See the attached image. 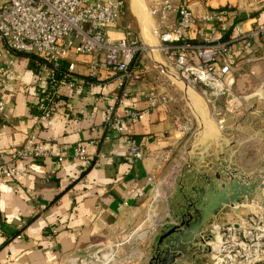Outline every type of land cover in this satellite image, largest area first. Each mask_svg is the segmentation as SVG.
<instances>
[{
    "label": "crops",
    "instance_id": "obj_1",
    "mask_svg": "<svg viewBox=\"0 0 264 264\" xmlns=\"http://www.w3.org/2000/svg\"><path fill=\"white\" fill-rule=\"evenodd\" d=\"M173 3L186 4L194 17L210 12L224 14L225 20L217 26L215 34L220 42L235 37L236 29L246 31L264 23V7L259 2L173 0ZM131 8L140 15L138 37L146 49L130 66L133 78L123 88L128 97L117 107L116 114L123 117L128 111L145 110L148 94L154 90L157 96L165 94L170 99L164 106L157 97V108L142 122L125 123L126 134L143 144L146 154L143 161L132 165L124 160L128 154L124 137L111 134L110 141L104 140L108 108L121 92L117 90L118 76L97 70L100 58L71 54L62 63L68 71L67 79L52 103L50 120L36 129L40 115L37 91L46 83L48 70L30 68L27 59L19 63L13 57L7 58L0 49V103L7 114V118L0 114V165L10 163L8 155L21 148L28 134L35 131L55 156L64 147L79 146L86 148L96 162L97 156H114L113 163L101 161L98 166H85L72 159L58 163L55 157L32 163L26 179L10 182L0 177V264L81 262L108 245L123 244L138 228L149 230L151 224L146 218L150 213L158 214L161 220L169 214L170 222L163 220L162 227L147 238L125 244L115 254L114 264H148L159 238L179 225L185 212L195 204L193 191L202 188L205 180L224 170L244 176L258 172L264 177L261 138L264 104L260 103L264 100L263 39L252 40L249 49H245L246 42L242 40L230 45L231 72L225 78L227 92L214 104L219 114L216 116L213 104L207 103L200 89L184 91L179 77L167 67L155 38L154 21L148 13L144 15L140 8V12ZM123 16L108 28L113 41L121 39L128 30L121 26ZM201 28L197 24L190 30L193 44H199ZM9 60L13 65L7 68ZM70 65L74 66L72 72L68 70ZM70 82L73 89L69 88ZM167 82L171 84L168 89ZM175 116L192 121L191 134L182 136L175 131ZM165 151L170 152V165L178 169V175L172 180V195L167 197L161 191L165 201L160 198L153 203L155 192L146 186V179L154 176L158 183L170 179L169 166L157 170L156 157ZM251 157L255 161L250 169L238 167V162L246 164L248 159L252 164ZM134 185L145 189V197L128 201V190ZM236 214L237 210L224 208L203 231L204 236L233 222ZM52 229H57V234L49 241L46 237ZM131 251L136 255L128 259ZM196 259V264H209L208 254L200 253Z\"/></svg>",
    "mask_w": 264,
    "mask_h": 264
},
{
    "label": "built area",
    "instance_id": "obj_2",
    "mask_svg": "<svg viewBox=\"0 0 264 264\" xmlns=\"http://www.w3.org/2000/svg\"><path fill=\"white\" fill-rule=\"evenodd\" d=\"M251 4L259 2L264 7V0H248ZM147 13L154 21L155 38L159 43L167 67L180 79L184 91L199 88L201 94L212 105L214 114L219 116L215 103L227 92L225 78L231 72L228 63L229 47L238 40L246 42L249 49L252 40L262 38L264 41V23L256 24L249 30L236 29V36L226 42L216 39V28L225 20V15L210 12L201 17H194L186 4L175 6L173 0H147ZM124 3L121 0H0V49L7 58L15 54H34L50 64L46 83L37 91V104L40 115L37 127L48 122L52 116V103L57 97L60 85L66 77L58 79L56 74L60 65L73 54L75 56L100 58L97 70L118 76L117 90L121 92L114 103L108 108L104 120L107 136L111 134L124 137L128 154L124 158L127 165L143 161L146 158L144 145L138 143L132 136L126 134L125 123L136 125L142 122L146 115L157 108V97L164 106L170 103L168 95L157 96L156 90L148 94V106L141 112L128 111L123 117L116 114L128 94L123 91L124 84L133 78L130 66L140 52L138 39L132 31L126 30L123 37L113 41L108 35V28L124 15ZM200 25L198 32L199 44H193L189 39L190 30ZM209 26L210 29L206 31ZM13 62H7L10 68ZM220 65V66H219ZM68 70L72 72L74 66ZM165 81V80H164ZM164 81L161 85L164 86ZM171 86L167 82V89ZM73 89L74 84L69 83ZM0 114L7 118L5 106L0 103ZM175 131L186 136L192 133V121L189 118L175 116L173 118ZM94 145V144H92ZM56 158L58 163L72 159L85 166H98L101 161L113 163L114 156H97L96 162L84 147H64L57 156L48 148L36 134L31 132L21 148L8 155V164L0 165V177L17 182L26 179L34 162ZM157 170L169 166L172 172L170 179L156 182L154 176L146 179V186L154 190L153 203L164 191L167 197L172 195V180L178 175V169L171 166L170 152H163L156 157ZM21 163L24 166L19 167ZM158 183V185H157ZM145 189L136 185L130 187L127 193L128 201L142 200ZM127 205L126 203L124 204ZM238 210L233 222L217 228L204 236L205 254L209 256V264H264V197L262 200L243 203L235 206ZM163 220L170 222L171 217L165 214L161 220L156 213H150L146 221L151 224L149 230L136 229L123 244L108 245L91 253L85 260L69 264H114L116 252L125 244L138 243L144 240L155 229L162 227ZM140 229V230H139ZM57 234L52 229L47 235L51 240ZM21 237H18V239ZM136 255L131 251L127 258Z\"/></svg>",
    "mask_w": 264,
    "mask_h": 264
},
{
    "label": "water",
    "instance_id": "obj_3",
    "mask_svg": "<svg viewBox=\"0 0 264 264\" xmlns=\"http://www.w3.org/2000/svg\"><path fill=\"white\" fill-rule=\"evenodd\" d=\"M260 103L264 104V100ZM261 138L264 140V135ZM193 193L195 204L185 212L179 225L159 238L148 264H196L197 256L207 252L202 248L203 231L213 224L224 208L251 203L256 198L262 200L264 177L258 172L244 176L237 171L224 170L205 180L202 188Z\"/></svg>",
    "mask_w": 264,
    "mask_h": 264
},
{
    "label": "rangeland",
    "instance_id": "obj_4",
    "mask_svg": "<svg viewBox=\"0 0 264 264\" xmlns=\"http://www.w3.org/2000/svg\"><path fill=\"white\" fill-rule=\"evenodd\" d=\"M123 2L125 3V13H124L123 19L121 21V26L123 28H128L130 31H132L135 34L136 37H138L139 31H140L139 30V25L140 24H139V21H138L137 17L140 16V15H139V13L137 15L134 12L135 9H132L131 6L137 8L138 11H139L138 8H140V10L144 11L143 12L144 15H147V12H146L147 8L146 9L144 8V6L146 7L147 0H139L140 4L139 3L133 4L132 0H123ZM148 16H146L147 19H148ZM150 20H151V18H150ZM137 39H138V45H139V48H140V52L136 55L135 59L139 58V57H142L145 54V49H146L144 47V45L140 42L139 37ZM12 57H13V59L15 58L16 61L19 62V63L25 61V58L23 59V57H19V56L17 57L16 55H13ZM258 156H259V158L261 157V155H259V154H258ZM250 159H252V164H249V159H248V163H246V164L243 163V162H238L237 163L238 167L239 168H243V169H250L252 167L254 161H255V158L251 157Z\"/></svg>",
    "mask_w": 264,
    "mask_h": 264
},
{
    "label": "trees",
    "instance_id": "obj_5",
    "mask_svg": "<svg viewBox=\"0 0 264 264\" xmlns=\"http://www.w3.org/2000/svg\"><path fill=\"white\" fill-rule=\"evenodd\" d=\"M123 1V0H121ZM124 3V2H123ZM124 8H125V3H124ZM125 13V10H124ZM15 55H19L24 57L25 59H27L29 61V66L30 68H34L35 66H37L38 68H51L50 64L47 63L44 59L40 58L39 56H36L34 54H15ZM66 69H64V66H62V64L60 65V68L56 74V77L60 80L63 79L64 77H67L68 71H65Z\"/></svg>",
    "mask_w": 264,
    "mask_h": 264
},
{
    "label": "bare ground",
    "instance_id": "obj_6",
    "mask_svg": "<svg viewBox=\"0 0 264 264\" xmlns=\"http://www.w3.org/2000/svg\"><path fill=\"white\" fill-rule=\"evenodd\" d=\"M132 2H133V4H135V3H139V0H132ZM140 4V3H139ZM138 4V5H139ZM142 5V4H141ZM140 7V6H139ZM142 7V6H141ZM143 8V7H142ZM139 9V8H138ZM142 12H144V11H142ZM140 17V16H139ZM144 19V18H143ZM144 22H146L145 20L143 21V23ZM147 25V24H146ZM145 28V27H144ZM155 48V47H154ZM106 264H108V263H106Z\"/></svg>",
    "mask_w": 264,
    "mask_h": 264
}]
</instances>
